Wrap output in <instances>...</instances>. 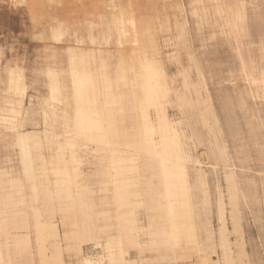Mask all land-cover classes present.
I'll return each mask as SVG.
<instances>
[{"label": "bare ground", "instance_id": "bare-ground-1", "mask_svg": "<svg viewBox=\"0 0 264 264\" xmlns=\"http://www.w3.org/2000/svg\"><path fill=\"white\" fill-rule=\"evenodd\" d=\"M214 1L215 14L224 20L223 26L227 27L221 33L232 36L236 43L247 32L243 25L244 14L238 9L218 8L217 6H221V3L218 0ZM17 2L25 4L27 0H17ZM113 18L115 21L112 27L108 28L111 37L115 38H109L102 44L106 47V53L114 54V50L109 49L111 46L121 47L124 51L127 47L138 46L140 38L136 31L137 26L141 24L146 27L149 23H142L133 14H125L123 11H119ZM127 33L129 36L125 39ZM140 37L151 40L149 31ZM236 53L241 72L247 75L250 83L255 86V89L250 92L251 97L264 100V72L258 79L254 78L253 72L256 68L252 65V58L245 59L238 46ZM187 55L196 72L197 80L191 81L188 70L181 69L183 74H180L179 70L181 86L184 87L182 96L174 86V79L163 72L167 87L171 91L172 103L166 104L159 110L152 108L147 112H133L132 108L136 104V97L132 94L133 82L126 92L118 95L124 96L125 111L123 116L117 114V117L126 121L119 125L120 136L115 141L120 147L107 149L84 141L86 144L105 149L109 154L107 169L95 174L96 179L94 181L90 179L89 183L84 180V175L77 171L78 165L73 166L74 159H70L68 167H65L66 164L63 165L61 157H55L51 163L45 160L41 152L35 155L32 153L34 147L36 149L41 146V139L37 135L32 137L19 132L18 128L23 120L24 92L12 89L22 78L17 74L7 77L12 84L11 89L2 90L0 95V126L16 131L23 172L22 178L18 179L10 177L8 173L0 169V203L5 204L2 206L1 227L8 232L16 229L25 232L23 240L28 249L29 233L26 226L29 223L27 221H30L29 217L31 218L36 264H63L64 261H68L69 264H83V260H95L98 256L104 258L105 264H113V261H123L126 264L130 262L127 256L131 249L137 250L139 264H147L144 256L149 251L142 253L137 245H143L152 239L159 241L165 238V234L173 233L181 238L180 246L170 250L176 263L179 261V264H219L227 255L233 264H246L245 257L240 253L234 238L238 232V226L235 222V190L231 173L223 175L229 205L224 212L223 196L216 190L215 230L210 223L207 176L202 169L199 156L192 151V147L195 145L206 147L208 158L213 162L208 165L211 171L215 170L217 164L225 165L227 153L220 136L221 128L215 123V113L212 108L205 106L208 98L203 95L205 82L199 62L194 55ZM137 63L138 82L143 94L144 90L155 84L158 63L144 54L138 56ZM177 63L179 65V62ZM76 73L86 81V94H90L93 88L100 93L104 91L106 80L95 87L91 84L94 82L92 81L94 77L99 79L100 73L85 67ZM124 79L123 74L118 73L114 82H119L118 86L122 87ZM110 82L114 83L113 80ZM0 83L3 81L0 80ZM54 98L56 101L48 98L42 106V125L48 129L56 123L65 126L67 132L68 128L74 131L77 120V100L73 108L68 107L63 112L57 113L56 107L64 101V97L59 94L58 98ZM169 107L178 111L179 118L169 116L167 112ZM81 108V118L85 120L90 118L86 105H81ZM30 120H33L31 116ZM184 121H186V128L182 126ZM145 123L156 129L158 142L161 134L165 140H170L169 125L180 130V143L183 145V150L190 154L194 161H198L188 166L186 180H181L172 171L171 165H168V179L165 180V166L161 163L162 157L167 158L165 148L159 144L152 145L144 138ZM197 127L205 130V137ZM262 127L264 124L260 123L257 130ZM260 137L264 139V134L254 138V144H257ZM51 142L57 144L55 141ZM113 151L118 155L114 157ZM121 153L125 155H120ZM157 153L160 155L158 156ZM36 162L39 163L40 175L36 173ZM261 162L264 163V159ZM47 165L51 170L49 174H47ZM25 207L30 211L28 214L24 213ZM142 209L146 211L147 223L145 224L141 220ZM17 218L24 221L19 225L16 223ZM227 222L230 224V229L226 225ZM147 229H150V233L145 231ZM189 233L195 237V243L186 238ZM89 245L99 250L97 255L84 254V248ZM7 259L9 264L19 261L18 256L13 253H7ZM247 261L251 264L250 256ZM0 264H5L1 253Z\"/></svg>", "mask_w": 264, "mask_h": 264}, {"label": "rangeland", "instance_id": "rangeland-1", "mask_svg": "<svg viewBox=\"0 0 264 264\" xmlns=\"http://www.w3.org/2000/svg\"><path fill=\"white\" fill-rule=\"evenodd\" d=\"M15 1L0 0V80L3 81L0 83V95L2 90L11 89L12 83L7 79L8 76H21L22 80L12 88L24 92L23 120L18 130L24 135H37L41 139L39 148L34 149L31 145L32 153L41 152L45 160L51 163L55 157H61L65 167H68L70 159H74L76 164L73 163V166L78 165L77 171L84 175L88 183L90 179H96L95 174L107 169L108 152L84 141L77 142L76 149L69 147L72 137L66 134L63 125L54 123L48 129L45 128L42 125L45 100L51 98L56 101L54 97L58 98L62 94L64 101L56 107L57 113L68 107L73 108L76 94L72 76L74 71L83 67L100 73L99 79L94 77L92 80L94 87L104 80L114 82L117 74L122 73L124 78L126 75L128 77V87L136 81L137 91L142 92L138 82L137 58L143 54L149 55L164 73L174 79V86L182 96L184 87L181 86V69L190 72L191 81L197 80L187 54L194 55L205 82L203 95L207 96L208 105L213 109L221 128L230 167L241 180L255 185L257 204L254 209H243L244 242L251 264H264V163L261 162L264 159V139L260 137L254 144V138L264 134V127L257 130L260 123L264 124V100L251 97L250 92L255 86L241 72L236 53L238 46L245 59L252 58V65L256 68L253 76L258 79L264 72V0H218L224 9H238L244 14L243 25L247 32L236 43L232 36L221 33L227 27L223 26L224 20L215 14L214 0H27L25 4L17 2L18 5ZM119 11L133 14L138 21L149 24L146 27L137 24L136 31L140 38L138 46L127 47L125 51L121 47L111 46L109 49L114 50V54L109 55L102 44L109 38H115L111 37L108 27H112L115 21L113 17ZM146 31H149L151 40L140 37ZM128 36L127 33L124 38ZM153 47L157 50L155 56L152 54ZM116 83H112L116 95L127 91L125 82L122 87ZM167 112L171 118L180 116L171 107ZM30 116L33 120H30ZM185 124L186 121L182 126L186 128ZM197 129L205 137V130L200 127ZM15 132L0 126V169L10 177L21 179L23 171ZM192 151L199 156L207 176L209 217L215 230L214 203L217 191L221 192L225 202L227 198L223 170L219 164L214 171L208 168L213 162L208 158L205 146L195 145ZM54 152L56 155H53ZM35 165L36 173L40 175L39 163ZM49 168L47 165V174L51 171ZM4 205L0 203V253L5 264H9L7 253L19 258V261L11 264H36L31 218L27 216L30 220L26 226L30 234L28 250L23 240L25 232L2 229L1 212ZM142 210L141 220L145 224L146 211ZM29 212L25 207L24 213ZM23 221L21 218L16 219L18 224ZM227 227L230 229L228 223ZM98 252L91 245L84 248L86 256L97 255ZM161 258L166 264H179V261L174 262L170 250L163 251L160 257L151 251L144 256L147 264H153V261ZM127 259L130 262L126 264H139L137 250L131 249Z\"/></svg>", "mask_w": 264, "mask_h": 264}, {"label": "snow or ice", "instance_id": "snow-or-ice-1", "mask_svg": "<svg viewBox=\"0 0 264 264\" xmlns=\"http://www.w3.org/2000/svg\"><path fill=\"white\" fill-rule=\"evenodd\" d=\"M218 8L221 6H217ZM63 27V26H61ZM63 34L62 32L60 33ZM157 50L153 47L152 54L155 56ZM52 73H49L51 76ZM128 77L125 76V87H128ZM86 81L82 79L75 71L73 72V85L77 100V120L75 124V130L69 129L66 133L68 136L72 137L69 141V147L75 148L77 142L86 141L89 143H94L98 146H103L107 149H114L120 147L119 144L115 143L119 139L120 130L119 125L126 123L118 119L117 114L120 116L124 115L123 101L124 96L116 95L113 91L112 83L106 80V86L102 93L97 92L93 88L90 94H86L85 89ZM119 82H117V85ZM133 95L136 97V104L133 106V112H147L152 108L159 110L161 107L168 103H172L170 96L171 91L167 87V82L164 79L163 71L156 66L155 84L154 86L146 89L141 94L137 91L135 81L132 83ZM119 91L117 86L116 92ZM81 105L87 106V111L90 114V118L87 120L81 118L82 108ZM168 131L171 134L170 140H165L163 134H161V139L158 142L156 140L157 131L154 127H149L147 123L144 126V138L152 145L159 144L165 148V153L167 158H161V163L164 167V178L168 179L169 168L174 173L178 175L181 180H186V171L190 164L198 163L194 161L190 154L183 150V145L180 143V130L169 125ZM112 155L115 157L118 155L113 151ZM120 155H125L121 153ZM159 156L160 154L157 153ZM75 156V154H74ZM238 195V194H237ZM150 233V229L145 230ZM186 238L195 243V237L189 233ZM83 243V241H81ZM181 238L176 234H165V238L157 241L155 239L145 242L143 245H137L139 250L143 253L144 251H151L160 257L161 253L166 250H174L180 246ZM72 251V248H69ZM63 264H69L68 261H64ZM83 264H105L103 257H97L95 260L86 259L83 260ZM113 264H124L123 261H113ZM153 264H166V261L161 258L153 261ZM219 264H233L225 256V259Z\"/></svg>", "mask_w": 264, "mask_h": 264}, {"label": "crops", "instance_id": "crops-1", "mask_svg": "<svg viewBox=\"0 0 264 264\" xmlns=\"http://www.w3.org/2000/svg\"><path fill=\"white\" fill-rule=\"evenodd\" d=\"M205 106L211 109V107L208 105V102L205 104ZM215 123L219 127L216 119H215ZM223 146H224V150L226 151L224 141H223ZM220 166L222 167L223 175H226L227 173H231L233 176L234 190H235V211H236L235 222H236V225L238 226V232L234 235V238L236 239L238 243L240 253L244 255L245 257L246 264H249V262L247 261L249 258V254L247 253L245 249V242H244L243 209L247 208L251 210L255 208V205L257 204V198H256L255 188H254L255 185L249 181H244L240 179V176L230 167L228 156H227V161L225 165H220ZM263 190H264V186H263ZM214 205H215L214 208L216 212V203H214ZM228 205H229V200L227 197L226 202L223 200L224 212L226 211Z\"/></svg>", "mask_w": 264, "mask_h": 264}]
</instances>
